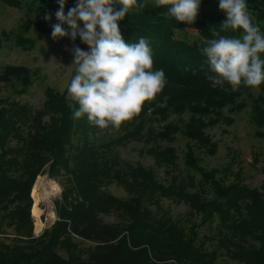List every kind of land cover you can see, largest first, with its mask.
I'll list each match as a JSON object with an SVG mask.
<instances>
[{"label": "trees", "instance_id": "1", "mask_svg": "<svg viewBox=\"0 0 264 264\" xmlns=\"http://www.w3.org/2000/svg\"><path fill=\"white\" fill-rule=\"evenodd\" d=\"M0 2L15 8L25 6L28 13L35 14H51L59 8L58 0ZM77 2L67 0L65 14ZM137 3H146V7L131 10L117 22L121 36L126 43H137L141 37L148 41L153 70L163 69L166 84L138 116L118 129L112 127L113 134L105 141H98L102 129L86 116L73 117L78 108L75 101L49 87L40 110L0 99V228L6 225L14 236L10 244L0 240V264H217L220 250L238 264H264L263 192L240 179L228 185L215 180L216 171L200 167L195 153V149H203L215 154L217 146L206 129L221 122L232 124L224 111H242L245 104L239 100L252 89L259 95L251 104V121L264 129V83L258 88L242 84L233 91L228 84L213 87L207 79L213 73L202 49L206 40L214 38L213 29L220 31L226 20L219 1L211 10L200 7L192 25L168 16L169 6L156 7L154 0ZM246 4L264 34V0H246ZM113 7L119 10L120 5L117 2ZM56 23L54 18L51 25ZM63 27L68 30V25ZM188 29L196 31L197 37L187 35ZM40 31L51 34L52 27L42 26ZM221 35L239 37L242 33L229 30ZM8 40L2 33L0 51ZM16 44L26 49L28 40L17 37ZM80 47L89 49L83 42ZM36 78L24 66L0 68V83H17L19 93ZM172 116L179 120L169 121ZM178 134L189 141L184 165L210 183L211 199L204 197L203 190L189 192L187 187L192 184L185 185L179 178L165 185L151 169L122 162L117 154V148L130 142H154L148 153L155 164L176 167L175 149L159 144L172 143ZM256 135L262 137L263 133ZM43 172L50 178L65 179L59 180L62 192L54 202L57 220L33 238L29 193ZM111 184L122 187L128 198L107 192ZM164 199L187 205L199 222L188 228L180 226L160 212ZM108 216H116L119 222H106L103 217ZM215 217L220 238L217 248L207 251L198 243L197 231ZM84 242L92 246L82 248Z\"/></svg>", "mask_w": 264, "mask_h": 264}, {"label": "rangeland", "instance_id": "2", "mask_svg": "<svg viewBox=\"0 0 264 264\" xmlns=\"http://www.w3.org/2000/svg\"><path fill=\"white\" fill-rule=\"evenodd\" d=\"M32 0H23L24 4L30 3ZM219 0H208L206 3L201 0L200 7L211 10ZM223 12V11H222ZM56 11L51 13L52 19L45 21L46 14L28 13L25 6L15 8L0 2V36L2 33L8 35L9 40L6 41L0 51V68L5 65H17L28 68L35 73L37 78L33 85L28 87L24 93H19L21 87L17 83L9 85L0 83V99L17 102L22 105H28L34 110H40L45 101V89L47 87L58 93H64L70 100L67 93V86L76 74L75 66H71L73 56L70 51L65 50V46L69 49L73 42L68 38H58L54 40L51 34H45L40 31L42 26L51 28L52 20ZM185 33L192 38L197 37V32L185 30ZM28 40L26 49L16 44V38ZM75 45L81 46L82 41L79 36L75 40ZM31 44V46H30ZM81 48V47H80ZM84 51H89L85 49ZM264 59V54H261ZM259 95L257 89H252L247 95H244L239 102L245 104V108L240 112L228 114L225 110L224 114L232 120V124L227 125L221 122L215 127L206 129L208 134L217 146L215 154L209 155L203 149H195L196 156L199 160L198 164L205 171H216L215 180L222 182L224 185L233 183L236 179L250 188L258 189L264 194V129L257 128L251 121V104L253 99ZM187 118V115L182 117ZM179 117L172 116L169 121H178ZM158 129V126H155ZM262 132L263 136L256 135ZM113 134L112 126L102 129L98 134V141H105L109 135ZM189 141L180 134L176 135L172 143H160L161 147L171 146L176 151V167H158L154 158L148 153L155 143L146 144L144 142H130L123 147L117 148V154L122 162L132 165H141L151 169L157 180L165 185L170 184L174 178H179V182L188 186L189 192H205L204 197L211 199L213 191L210 183H205L202 176L184 165V155L187 150ZM61 178H50L47 172H43L38 176L30 190L29 197L32 207L29 216L32 221L33 238L40 237L45 230L49 229L57 220L55 215L54 202L60 197L62 187L59 184ZM47 180L58 186V192L48 195V199H41L39 184L41 181ZM111 195L120 198H128V194L122 187L111 184L106 188ZM52 198V199H51ZM50 203L48 204V202ZM160 212L170 217L173 221L178 222L180 226L188 228L192 223L199 222V216L192 213L190 208L185 204H178L171 200L164 199L160 202ZM154 210V207H152ZM52 215L49 220L48 216ZM159 214V213H158ZM108 223H117L119 220L116 216L103 217ZM39 222L43 226L37 230L35 224ZM198 243H202L207 251L217 248V241L220 238L219 221L215 217L210 223L198 229ZM13 230L4 225L0 228V240L10 244ZM82 248H88L92 245L89 243H80ZM217 264H238L229 259L224 251L220 250Z\"/></svg>", "mask_w": 264, "mask_h": 264}, {"label": "clouds", "instance_id": "3", "mask_svg": "<svg viewBox=\"0 0 264 264\" xmlns=\"http://www.w3.org/2000/svg\"><path fill=\"white\" fill-rule=\"evenodd\" d=\"M119 3L115 10L114 3ZM55 13L59 23L51 25L54 40L68 37L73 45L66 51L73 56L71 66L76 74L67 86L70 100L78 104L75 119L82 117L99 128H119L138 116L146 102L155 99L166 84L163 69L153 70V56L148 41L126 43L118 21L131 10H143L146 3L137 0H78L65 14L67 0H58ZM155 6H169L167 15L192 25L197 18L201 0H154ZM219 9L226 13L220 31L205 41L202 52L207 57L213 87L228 84L233 91L243 84L258 88L264 83V34L250 13L246 0H219ZM51 14L44 16L45 21ZM81 22L83 27H81ZM63 25H68L65 30ZM240 31L242 35L226 36L221 32ZM88 45L84 51L75 40ZM69 107H72L69 104Z\"/></svg>", "mask_w": 264, "mask_h": 264}, {"label": "bare ground", "instance_id": "4", "mask_svg": "<svg viewBox=\"0 0 264 264\" xmlns=\"http://www.w3.org/2000/svg\"><path fill=\"white\" fill-rule=\"evenodd\" d=\"M50 181V180H49ZM47 180H43L39 184L40 193H38V196L42 199H48V195H51L54 192H58L59 188L58 186L54 185L52 182H49ZM49 220L52 219V215L50 214L48 216ZM42 224L37 222L35 224V227L37 230H40L42 228Z\"/></svg>", "mask_w": 264, "mask_h": 264}, {"label": "built area", "instance_id": "5", "mask_svg": "<svg viewBox=\"0 0 264 264\" xmlns=\"http://www.w3.org/2000/svg\"><path fill=\"white\" fill-rule=\"evenodd\" d=\"M52 199V198H51ZM50 203V201L48 202V204Z\"/></svg>", "mask_w": 264, "mask_h": 264}]
</instances>
